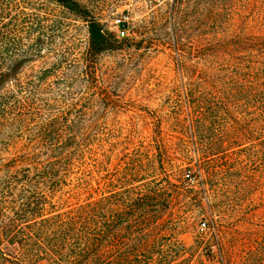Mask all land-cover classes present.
Masks as SVG:
<instances>
[{"label":"trees","instance_id":"16d2710c","mask_svg":"<svg viewBox=\"0 0 264 264\" xmlns=\"http://www.w3.org/2000/svg\"><path fill=\"white\" fill-rule=\"evenodd\" d=\"M51 1L86 22L88 67L122 48L124 41L81 0ZM203 3V43L195 41L192 62L181 66L188 82L178 87L171 115L155 118L151 132L77 131L81 110L69 102L68 89L64 95L58 89L54 104L41 101L37 93L52 100V78L69 71L58 57L44 61L45 27L31 43L30 60L40 66L24 101H10L12 90L1 87L22 60L0 74V237L35 241L26 261L59 264V248L104 247L113 214L130 242L126 264H194L179 242L187 217L210 220L211 226L200 222L216 245L210 263L264 264V0ZM20 34L16 27L6 37ZM94 73L83 70L86 77ZM80 256L78 264H101L98 253Z\"/></svg>","mask_w":264,"mask_h":264},{"label":"rangeland","instance_id":"374dc122","mask_svg":"<svg viewBox=\"0 0 264 264\" xmlns=\"http://www.w3.org/2000/svg\"><path fill=\"white\" fill-rule=\"evenodd\" d=\"M81 1L107 30L124 41L122 48L100 55L95 69L88 67L85 57L89 35L83 18L51 0H0V74L15 60H22V66L1 87L12 90L10 101L19 103L26 99L25 88L33 79L37 80L40 66L38 60H30L34 52L31 43L40 34L37 29L45 27L41 33L42 55L47 56L44 61L51 62L58 57L62 71H69L64 79L52 78L56 83L52 100L45 99L46 93H37L41 101L54 104L56 95L61 97L58 89L63 95L64 89H68L70 93L66 91L65 95L69 102L78 101L81 110L82 124L75 128L77 131L125 134L133 129L138 133L151 132V122L155 118L171 115L178 87L188 82L184 78V75L188 77L186 68L182 74L181 66L192 62L195 41L203 43L207 3H203L204 0H182L181 3L175 0ZM124 16L129 20V28L126 35L121 36L115 21ZM16 27L21 28L20 36L7 40L6 36ZM52 47L57 50L51 52L49 48ZM180 47L182 53L185 52L181 57ZM85 68L96 70V73L86 77L83 75ZM61 75L58 74V78ZM41 115L44 116L42 110ZM23 144L20 141L19 146ZM116 217L110 214L111 233L104 247L88 250L68 245L59 248L57 251L62 254L58 257L59 264H78L82 260L80 254L88 251L91 255H102L101 264H126L130 242L125 237L123 223L118 224ZM205 219L202 217L195 222L193 217H187L179 236L181 246L187 251L185 257L192 258L194 264L203 261L213 264L208 259L216 253L208 227L210 220L207 219L206 228L200 224ZM170 234L166 233V241L174 247ZM35 247V241L3 235L0 237V264H55L53 259L47 258L26 261V256L36 251ZM47 251L51 253L50 249Z\"/></svg>","mask_w":264,"mask_h":264},{"label":"built area","instance_id":"2783aa9c","mask_svg":"<svg viewBox=\"0 0 264 264\" xmlns=\"http://www.w3.org/2000/svg\"><path fill=\"white\" fill-rule=\"evenodd\" d=\"M115 22L118 26V33L121 36H125L129 28L128 18L126 16L120 17V18H117Z\"/></svg>","mask_w":264,"mask_h":264}]
</instances>
